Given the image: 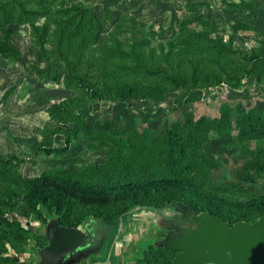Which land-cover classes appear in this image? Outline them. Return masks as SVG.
I'll return each instance as SVG.
<instances>
[{
    "label": "trees",
    "instance_id": "16d2710c",
    "mask_svg": "<svg viewBox=\"0 0 264 264\" xmlns=\"http://www.w3.org/2000/svg\"><path fill=\"white\" fill-rule=\"evenodd\" d=\"M67 2L0 0V58L7 61L19 59L20 54L10 38L14 26H28L37 43L33 70L39 79L76 87L83 94L53 103L46 110L49 119L56 122L55 130L49 135L50 141L62 136L65 143L62 148H54L52 143L44 145L48 155L66 153L73 138L82 137L98 141L101 149L118 151L121 156L128 154L129 149L137 151L130 140H108L85 123L79 112L93 102L161 101L169 95L184 92L186 96L200 88L227 85L236 89L249 78L264 86V48L260 52L244 53L241 62L236 64L229 59L234 67L231 71L221 67L224 75L217 70L202 71L199 67L201 61L197 59L190 60V67H180L181 62L178 68H173L166 55L163 57L168 61L163 65L148 66L141 52L134 48L131 68L149 77L144 80L152 83H119L112 77L107 60L110 57L123 60L121 57L126 56L121 39L114 37L109 44L105 43L106 28L96 8ZM51 35L56 56L63 62V67L58 70H54L51 52L47 48ZM217 45L225 50L221 42ZM222 49L220 54L228 55ZM212 118L205 114L200 116L193 110L187 111L184 130H168L158 143L161 144L158 153L153 145L157 144L155 141L145 143L141 152L153 157L154 162L151 167H142L140 173L131 171L125 164L106 173L55 170L25 178L19 171L24 159L0 156V264H23V248L31 242L38 247L46 246L45 237L37 236L28 227L34 222L45 224L49 218H57L60 225L74 228L90 218L117 226L120 218L135 207L161 209L167 204L180 202L197 213L219 216L231 225L257 221L264 216V194L238 199L235 190L245 186L244 175H264V111L261 115L240 109L235 111L234 126L228 130L230 137L242 148L253 141L258 145L249 151L252 161L244 167L243 173H238V180L233 183L212 181L210 170L219 165L213 159L204 158L200 151L202 145L217 143L220 139L212 128L215 123ZM204 122H207L205 126ZM71 124L73 127L67 130ZM9 216L14 220H9ZM174 257L170 250L151 247L141 264H171Z\"/></svg>",
    "mask_w": 264,
    "mask_h": 264
},
{
    "label": "rangeland",
    "instance_id": "374dc122",
    "mask_svg": "<svg viewBox=\"0 0 264 264\" xmlns=\"http://www.w3.org/2000/svg\"><path fill=\"white\" fill-rule=\"evenodd\" d=\"M67 1L69 5L84 3L96 8L106 28L105 43L109 44L114 37L121 39L126 56H120L123 60L114 57L107 60L112 77L119 83H152L144 80L149 77L131 68L134 48L141 52L148 66H161L169 59L168 63L173 68H178L181 62L180 67L187 68L191 66V59H197L201 61L199 67L202 71L217 70L223 75L221 67L231 71L233 64L241 62L244 53L260 52L264 48V0ZM13 30L10 42L20 57L10 61L0 58V156L24 159L19 166L23 177H35L55 170L106 173L125 164L131 171L140 173L154 162L153 157L141 152L144 144L155 141L157 144L153 145L158 153L161 146L158 143L168 130H184L186 113L190 110L200 116L205 114L208 118H215L212 128L220 139L217 143H206L200 147L204 158L213 159L219 165L210 170L212 181L217 184L237 182L238 173H243L244 167L252 161L249 151L257 148V142L242 148L230 137L228 130L234 126L237 109L256 115L264 111V86L258 85L254 78L245 79L236 89L227 85L200 88L186 96L184 92H178L161 101L93 102L79 112L85 123L108 140H130L137 151L129 149L128 154L121 156L118 151L101 149L98 141L82 137L73 138L68 151L62 155L46 154L43 148L46 144L52 143L54 148L65 146L62 136L50 141L49 135L55 130L56 122L49 119L46 110L53 103L83 94L76 87L41 81L33 70L37 43L30 28L14 26ZM219 42L225 50L217 45ZM47 48L51 52L54 70L62 68L63 62L55 53L53 35ZM228 48L231 51H226ZM221 49L228 55L220 54ZM72 127L73 124L69 125L67 130ZM70 135L73 137L72 131ZM244 177L245 186L235 190L236 198L250 199L264 194V175L251 173ZM8 218L14 220L12 216ZM45 224L34 222L28 229L42 236ZM121 226L119 223L118 228ZM35 244L31 242L23 248V264L36 263Z\"/></svg>",
    "mask_w": 264,
    "mask_h": 264
},
{
    "label": "water",
    "instance_id": "95a60500",
    "mask_svg": "<svg viewBox=\"0 0 264 264\" xmlns=\"http://www.w3.org/2000/svg\"><path fill=\"white\" fill-rule=\"evenodd\" d=\"M128 215L139 220L127 231L132 240L126 238L138 255L137 260H122L125 264H141L151 247L174 252L171 264H264V216L254 223L231 225L219 216L197 213L180 202L161 209L138 206ZM101 223L102 219L90 218L74 228L52 218L42 227L47 244L36 246L35 264H87L91 258L96 259L93 264H105L101 262L102 245L92 249L102 241L97 234Z\"/></svg>",
    "mask_w": 264,
    "mask_h": 264
},
{
    "label": "crops",
    "instance_id": "0c3cea01",
    "mask_svg": "<svg viewBox=\"0 0 264 264\" xmlns=\"http://www.w3.org/2000/svg\"><path fill=\"white\" fill-rule=\"evenodd\" d=\"M142 214L144 213H140V215ZM131 216L132 215H127V220L120 223L121 225H123L122 228L119 227L117 230H112V244L107 255L104 258L102 257L101 262L104 259L105 264H125V261L129 262L132 260H137L136 256L138 255V253H136L135 249L131 248L132 243H128V240H126V238H128L127 231L134 228L131 227L132 223H135V225L137 226L139 222V220L137 219L133 220ZM128 239L132 240L131 237H129ZM122 260H124V262H122Z\"/></svg>",
    "mask_w": 264,
    "mask_h": 264
},
{
    "label": "flooded vegetation",
    "instance_id": "af4514ba",
    "mask_svg": "<svg viewBox=\"0 0 264 264\" xmlns=\"http://www.w3.org/2000/svg\"><path fill=\"white\" fill-rule=\"evenodd\" d=\"M127 215H124L120 218V220L118 221V224L121 222H124V218H126ZM103 225V228L101 227V229L97 230V234L98 237H102V241L97 242V244H95L92 249L99 247V245H102L100 248H102V257L104 258L107 253L109 252L110 246L112 244V230H117L118 229V225L115 226L113 223L111 222H106L104 220H102L101 226ZM123 226V225H122ZM100 243V244H99ZM91 260L88 263H94V261H96V259L94 261ZM99 261V260H98ZM102 262H105V260L103 259Z\"/></svg>",
    "mask_w": 264,
    "mask_h": 264
}]
</instances>
